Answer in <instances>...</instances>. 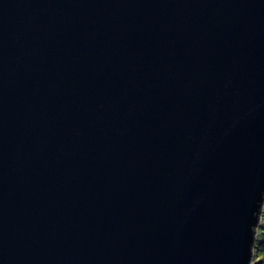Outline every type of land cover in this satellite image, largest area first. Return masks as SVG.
Returning a JSON list of instances; mask_svg holds the SVG:
<instances>
[{
	"label": "water",
	"instance_id": "95a60500",
	"mask_svg": "<svg viewBox=\"0 0 264 264\" xmlns=\"http://www.w3.org/2000/svg\"><path fill=\"white\" fill-rule=\"evenodd\" d=\"M264 0H0V264H252Z\"/></svg>",
	"mask_w": 264,
	"mask_h": 264
},
{
	"label": "trees",
	"instance_id": "16d2710c",
	"mask_svg": "<svg viewBox=\"0 0 264 264\" xmlns=\"http://www.w3.org/2000/svg\"><path fill=\"white\" fill-rule=\"evenodd\" d=\"M262 221L264 222V207H263L262 212H261L259 225L256 229V237L254 240L253 252L255 254V252L257 250L258 253H257L256 258H252V264H260L259 259H260V261L263 260V264H264V240L258 237L259 234H262L264 232V226L262 224ZM257 247H259V248H257ZM254 254H253V257H254Z\"/></svg>",
	"mask_w": 264,
	"mask_h": 264
},
{
	"label": "rangeland",
	"instance_id": "374dc122",
	"mask_svg": "<svg viewBox=\"0 0 264 264\" xmlns=\"http://www.w3.org/2000/svg\"><path fill=\"white\" fill-rule=\"evenodd\" d=\"M263 207H264V206H263ZM262 224H263V226H264V222H263V221H262ZM258 237L264 240V232H263L262 234H259ZM257 248H259V247H257ZM257 253H258L257 250H256L255 254H254V252H253V254H254V257H253V258H256ZM259 262H260V264H263V260L260 261V259H259ZM257 263H258V262H257Z\"/></svg>",
	"mask_w": 264,
	"mask_h": 264
}]
</instances>
